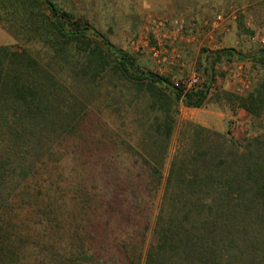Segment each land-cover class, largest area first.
I'll return each mask as SVG.
<instances>
[{
    "label": "trees",
    "instance_id": "1",
    "mask_svg": "<svg viewBox=\"0 0 264 264\" xmlns=\"http://www.w3.org/2000/svg\"><path fill=\"white\" fill-rule=\"evenodd\" d=\"M0 27L40 46H0V264H24L33 226L59 225L61 256L38 264H100L91 235L102 251L118 241L125 264H264V132L241 143L189 124L164 172L177 102L204 107L212 77L183 96L52 0H0ZM213 55L264 65V48ZM227 98L264 117V79ZM105 112L128 126V140L106 131ZM66 146L85 159L71 174ZM111 154L130 162L103 159ZM52 170L61 171L58 197Z\"/></svg>",
    "mask_w": 264,
    "mask_h": 264
},
{
    "label": "rangeland",
    "instance_id": "2",
    "mask_svg": "<svg viewBox=\"0 0 264 264\" xmlns=\"http://www.w3.org/2000/svg\"><path fill=\"white\" fill-rule=\"evenodd\" d=\"M52 1L59 4L64 11L71 12L76 19L86 21L117 48L138 56L147 70L169 78L176 87H179L181 81L195 70L202 74L203 84L213 78L211 101L204 107L187 108L181 102H177V128L169 155L166 157L164 169L166 175L176 149L185 141L183 134L188 132L189 124L223 134L230 131L231 136L241 143L264 132V117H252L227 98L228 96L234 100L236 96H246L258 82L264 79V65L261 61L242 60L238 57L216 62L213 57V54L224 49H234L242 56H253L264 48L262 43L264 0ZM218 15H221L223 20L213 27L212 23ZM161 20L166 22L163 28L157 27L154 23V21L159 23ZM175 21L178 23L176 24ZM7 34L0 27V46H26L34 52L40 49L38 44L26 45L23 40L17 42L13 38L12 41ZM155 51L159 57H154ZM159 60L166 61L160 63ZM112 110H115V107ZM102 117L103 122L107 124L106 131L109 134L114 130L120 135V141L128 140L130 130L128 126L124 127L125 124L116 114L105 112ZM92 129L91 126L90 132ZM66 148L69 159L66 171L71 174L70 169L85 162V159L74 152L72 146ZM110 151L114 153L112 149ZM103 159L119 164L120 167L121 163L130 162L128 157L114 154H111V157L105 155ZM48 174H44L40 181H46ZM93 174L97 178L104 177L98 173ZM60 176V170L51 171L52 179H57L56 184H58L55 189L58 192L55 194L56 197L61 196ZM44 189L47 191L46 188ZM46 228L33 226L32 233H35L37 238L29 246L22 263L38 264V261L43 259L61 256V238L63 240L65 235L61 232V225L55 229L49 227L51 229L49 232ZM125 232L126 228L121 233V237ZM129 233L133 231L130 230ZM39 235L41 237H38ZM91 238L92 235L87 238L88 244L94 246L96 244L97 249L102 253L100 264L126 263L124 256L115 245L118 241L111 239L112 245L106 244V249L102 251L100 247H104V244L91 243Z\"/></svg>",
    "mask_w": 264,
    "mask_h": 264
},
{
    "label": "built area",
    "instance_id": "3",
    "mask_svg": "<svg viewBox=\"0 0 264 264\" xmlns=\"http://www.w3.org/2000/svg\"><path fill=\"white\" fill-rule=\"evenodd\" d=\"M223 18L221 15H218L216 19L213 21L212 26L216 27L222 22ZM154 23L157 25V27L163 28L166 22H163V20L159 21L157 23L154 21ZM177 24L178 22L175 21ZM264 43V41H262ZM154 57H159L158 53L155 51L154 52ZM166 61V60H164ZM163 60H159V62H164ZM203 84V76L199 71H193L190 74H188L180 83L179 88L181 89V92L183 96H185L187 93L193 92L196 89H198L201 85Z\"/></svg>",
    "mask_w": 264,
    "mask_h": 264
},
{
    "label": "crops",
    "instance_id": "4",
    "mask_svg": "<svg viewBox=\"0 0 264 264\" xmlns=\"http://www.w3.org/2000/svg\"><path fill=\"white\" fill-rule=\"evenodd\" d=\"M4 31V30H3ZM8 36L7 37H10L11 39H12V37L9 35V34H7ZM8 39V38H7ZM12 41H13V39H12ZM9 45H11V44H9Z\"/></svg>",
    "mask_w": 264,
    "mask_h": 264
}]
</instances>
